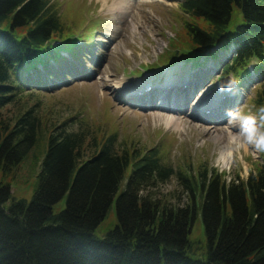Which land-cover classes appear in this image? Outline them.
I'll return each mask as SVG.
<instances>
[{
	"label": "trees",
	"instance_id": "16d2710c",
	"mask_svg": "<svg viewBox=\"0 0 264 264\" xmlns=\"http://www.w3.org/2000/svg\"><path fill=\"white\" fill-rule=\"evenodd\" d=\"M233 7L242 22L228 31ZM181 9L193 22L163 60L168 66L183 62L189 76L215 62L222 77L264 70V0H182ZM67 29L50 0H0L1 178L35 149L41 131L32 109L12 120L3 109L42 91L45 77L71 76L62 52L78 54ZM256 102L264 104V84ZM115 137L99 144L83 131L54 127L36 157L30 201L15 200L0 181V264H264V159L246 179L209 168L188 179L163 163L157 148L119 151ZM175 177L189 204L148 196ZM63 198L65 207L53 213ZM114 202L117 224L97 237ZM198 211L206 235L200 258L188 240Z\"/></svg>",
	"mask_w": 264,
	"mask_h": 264
},
{
	"label": "rangeland",
	"instance_id": "374dc122",
	"mask_svg": "<svg viewBox=\"0 0 264 264\" xmlns=\"http://www.w3.org/2000/svg\"><path fill=\"white\" fill-rule=\"evenodd\" d=\"M180 1L132 0L131 5L138 14L137 23L141 24L138 28V24L131 21L129 15L118 16L102 11L99 0H50L64 28H69L70 35L78 41L79 57L68 58L69 66L65 70H71L72 76L62 75V80L45 77L42 82L46 87L42 91L23 93L17 96L12 105L3 109L4 115L10 120L32 109L41 123L35 149L10 175L5 178L0 176V181L9 185L12 198L30 201L39 173L36 157L43 153L46 139L54 127L67 132L83 131L88 139L95 136L99 144L114 134L115 149H124L128 153L136 151L143 154L155 147L163 163L170 165L176 172L186 173L188 179L201 168L212 169L226 179L237 176L245 179L261 164L264 152L247 143V152L239 148V154L236 151L237 145L234 160L231 158L227 163L222 162L221 153L229 148L224 142L215 140L219 134L205 136L200 127L203 123L196 121L195 128H186L183 133L165 125L167 119L180 116L163 110V102L168 108L174 106L176 99L178 103L183 102L184 96L179 95L183 91L190 94L196 92L194 96L203 98L208 96L221 105L218 119L210 122L212 125L207 126L209 128H226L231 119L229 111L257 116L258 109L264 106L256 102L264 84V70L259 73L254 70L248 78H236L234 75L224 78V68L217 62L211 69L198 75L197 82L189 79L192 82L190 86L182 84L183 80L180 86H171L170 92L163 90L166 81L175 79L173 70L180 74L186 69L183 63L161 68L168 65L161 60L165 61L174 44L186 38L185 25L193 22L181 9ZM241 22V13L233 7L228 31H232ZM132 25L137 29L133 30ZM117 27L120 30L114 29ZM232 77L236 78L237 84L231 90H220L219 85ZM229 91L231 96L228 103L225 97ZM165 92L169 94L168 97ZM175 93L176 96H172ZM192 99L188 101L184 112L188 119L192 117L195 108L194 102L191 104ZM212 106L206 104L202 112H209L208 107ZM222 110L227 115L221 121ZM236 138L243 139L242 135L234 136ZM87 149L90 151V146ZM148 196L181 207L189 204L190 198L178 185L176 177L151 188ZM64 207L65 198L52 206V211L58 213ZM116 224L114 202L95 230V235L102 237ZM188 240L196 249V257L200 258L206 244L200 211L196 213Z\"/></svg>",
	"mask_w": 264,
	"mask_h": 264
},
{
	"label": "bare ground",
	"instance_id": "6f19581e",
	"mask_svg": "<svg viewBox=\"0 0 264 264\" xmlns=\"http://www.w3.org/2000/svg\"><path fill=\"white\" fill-rule=\"evenodd\" d=\"M102 3V11H105L106 13H110V14H115L118 16H127L129 15L132 19L131 21H135L136 24L137 23V17L138 14L134 12V6L131 5V1L132 0H99ZM143 3V2H142ZM141 27V24H138V28ZM133 30H136L137 27L132 25ZM116 30H120L119 27L114 28ZM176 82L174 80L171 81H166V84H164L163 86V90L169 91L171 86H175ZM139 90V88H138ZM166 93V92H165ZM168 97V93H166ZM176 94V93H175ZM196 94L195 93H188L187 91H183L181 92V94L184 96L185 99H183V102L177 101V99L174 102V106L172 108H168L165 105V102H163L162 106H163V110H167L171 113L177 114L180 117H178L177 119H167L165 121V125L167 128H171L177 132H185L186 128L190 129V128H195V122H200L203 123V125H200L201 128H203V132L205 134V136H209L212 134H219V136L215 139L217 141H221L224 142L226 144V146L229 148L227 151H225L224 153H221L220 159L222 160V162H228L231 158H233L234 160V150L237 146V152L240 154L239 148H242L243 151L247 152V144L243 139H234V136L240 137L241 133H240V122H233V123H229L227 125L226 128H220L217 126L214 127H207V126H211L212 124L210 122H215L216 119H218L217 116L220 115V107L221 105L218 104L217 101L213 100V99H209L208 96L206 97H202V96H194ZM230 96L231 93L230 91L226 94L225 99L227 100V102H230ZM193 97V99H192ZM192 99L191 104L195 105V108L192 110V117L190 116L189 119L187 118L186 114H184L185 110H186V105L188 103L189 100ZM164 101H166L164 99ZM190 102V101H189ZM178 103V104H176ZM206 104H210L213 105L212 107H208L210 109V111L208 113H206L205 111L202 112V109L205 108ZM207 108V109H208ZM215 115L212 118L210 115L214 114ZM218 113V115L216 114ZM221 118L220 120H224V118L227 115V112L223 113L222 110V114H221ZM206 144V142H205ZM235 146V147H234ZM224 154V155H223Z\"/></svg>",
	"mask_w": 264,
	"mask_h": 264
},
{
	"label": "clouds",
	"instance_id": "9594fccd",
	"mask_svg": "<svg viewBox=\"0 0 264 264\" xmlns=\"http://www.w3.org/2000/svg\"><path fill=\"white\" fill-rule=\"evenodd\" d=\"M237 84L235 77L228 79L225 83L219 85L220 90H231ZM230 123L233 120L240 122V133L247 144L254 145L258 151L264 152V106L258 109L257 116L241 115L229 111ZM257 118L259 126H257Z\"/></svg>",
	"mask_w": 264,
	"mask_h": 264
}]
</instances>
